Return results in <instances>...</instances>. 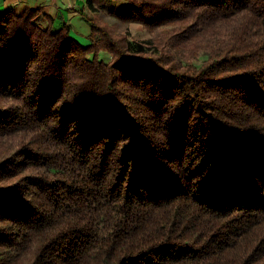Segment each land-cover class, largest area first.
<instances>
[{"label":"trees","instance_id":"1","mask_svg":"<svg viewBox=\"0 0 264 264\" xmlns=\"http://www.w3.org/2000/svg\"><path fill=\"white\" fill-rule=\"evenodd\" d=\"M110 14L0 15V264H264V0Z\"/></svg>","mask_w":264,"mask_h":264},{"label":"crops","instance_id":"2","mask_svg":"<svg viewBox=\"0 0 264 264\" xmlns=\"http://www.w3.org/2000/svg\"><path fill=\"white\" fill-rule=\"evenodd\" d=\"M89 0H0V15L6 12L21 13L24 9L38 10L40 16H49L53 27H69L71 36L86 46L90 43L91 28L85 18ZM107 13L124 9L128 0H95ZM99 54L100 60L107 61L111 56Z\"/></svg>","mask_w":264,"mask_h":264},{"label":"rangeland","instance_id":"3","mask_svg":"<svg viewBox=\"0 0 264 264\" xmlns=\"http://www.w3.org/2000/svg\"><path fill=\"white\" fill-rule=\"evenodd\" d=\"M93 7L95 9H91L87 5V12H86L87 15H85L86 16L85 18H87L89 16L90 17L96 16V17L101 18L103 21L109 23L110 25H113L118 33H121V34L127 36L128 40H130V41H134V42L147 41V42H150L151 39H153L154 36L157 35V32H158L157 30L151 33L143 25H141L137 22L124 23V22L118 21L116 19V17H114L109 12L107 13L106 11H104L103 10L104 8L99 6L98 4H96ZM109 56H111V54ZM111 60H112V56L107 61H103V60L102 61L105 63H109ZM201 60L202 59L195 62V65L197 67H199L201 65Z\"/></svg>","mask_w":264,"mask_h":264}]
</instances>
